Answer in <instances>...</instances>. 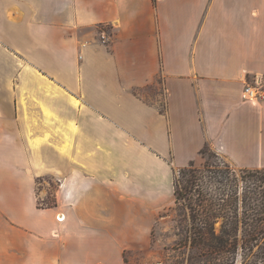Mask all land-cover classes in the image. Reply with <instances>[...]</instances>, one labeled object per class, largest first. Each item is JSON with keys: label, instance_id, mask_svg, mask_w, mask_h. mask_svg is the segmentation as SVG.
<instances>
[{"label": "crops", "instance_id": "obj_1", "mask_svg": "<svg viewBox=\"0 0 264 264\" xmlns=\"http://www.w3.org/2000/svg\"><path fill=\"white\" fill-rule=\"evenodd\" d=\"M254 74L264 0H0V264L147 255L175 170L207 144L264 169V100L242 99ZM159 77L164 111L135 94Z\"/></svg>", "mask_w": 264, "mask_h": 264}, {"label": "trees", "instance_id": "obj_2", "mask_svg": "<svg viewBox=\"0 0 264 264\" xmlns=\"http://www.w3.org/2000/svg\"><path fill=\"white\" fill-rule=\"evenodd\" d=\"M205 149L206 145L199 155L204 154ZM262 184L264 169L236 171L224 163L205 162L196 167L191 162L174 174L175 207L187 210L184 246L192 253L190 260L235 264L239 249L243 258L257 247L253 256L264 262ZM55 205L54 202L46 208Z\"/></svg>", "mask_w": 264, "mask_h": 264}, {"label": "rangeland", "instance_id": "obj_3", "mask_svg": "<svg viewBox=\"0 0 264 264\" xmlns=\"http://www.w3.org/2000/svg\"><path fill=\"white\" fill-rule=\"evenodd\" d=\"M98 29L99 32H101L102 29L108 31L109 28L104 25L99 27ZM99 41L102 42L100 38ZM255 76L262 77L264 85V75L262 74H254L252 77L247 79L246 82L251 83ZM135 93L148 103L158 104L160 109L164 111L163 89L160 77L157 78L153 84L135 90ZM243 101L245 100L243 99ZM205 162L229 164L236 171L244 169L241 167L232 166L230 164V161L225 156L217 152L209 144L206 145L204 154L199 155V161L195 166L201 167ZM178 170L179 169H176L174 174H177ZM36 185V202L38 207L46 208V206H50L54 202L56 203L55 191L58 189V185L50 176H45L37 179ZM262 186L264 188V184H262ZM187 220L188 219L186 209L184 210L181 209V207H175V204L173 203L170 207H166L164 210L161 211L159 215H157V220L150 230L147 255L140 251L139 254H136L134 256V261H129L125 259V264H208L207 262L198 258L193 260L189 259V257L192 256V253L189 250L188 246H184V237L186 229L185 227ZM219 225L220 222H218L215 226L216 233L219 230ZM256 251L257 247H254L253 253L251 255L243 256L242 258V252L239 249L238 257L235 261V264H264V262H261L253 256Z\"/></svg>", "mask_w": 264, "mask_h": 264}, {"label": "built area", "instance_id": "obj_4", "mask_svg": "<svg viewBox=\"0 0 264 264\" xmlns=\"http://www.w3.org/2000/svg\"><path fill=\"white\" fill-rule=\"evenodd\" d=\"M99 38L102 41V43H106L109 39V34L107 30L102 29L101 32H99ZM242 98L245 101H250V102H257L263 100L264 99L263 78L260 76H255L251 83L245 82ZM57 220L62 221L63 218L57 217Z\"/></svg>", "mask_w": 264, "mask_h": 264}]
</instances>
